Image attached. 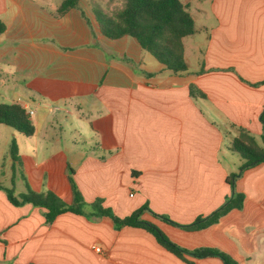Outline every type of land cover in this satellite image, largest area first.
<instances>
[{"label": "crops", "instance_id": "1", "mask_svg": "<svg viewBox=\"0 0 264 264\" xmlns=\"http://www.w3.org/2000/svg\"><path fill=\"white\" fill-rule=\"evenodd\" d=\"M181 1L189 9L191 0ZM60 3L0 0V104L33 112L36 128L28 137L0 124V182L72 203L71 169L87 202L101 198L119 217L148 204L181 225L221 207L232 194L227 177L243 163L230 150L233 138L244 129L264 147V0H211L215 23L200 27L207 43L199 67L187 37L188 71L180 74L135 38L104 36L86 0L61 17ZM191 84L205 97H192ZM60 111L72 112L69 134L54 115ZM236 190L245 195L243 208L201 230L148 211L142 218L184 249L217 248L239 264H264V163L246 170ZM187 259L145 229H117L109 217L65 213L47 225L41 208L13 206L0 191V264H223Z\"/></svg>", "mask_w": 264, "mask_h": 264}, {"label": "trees", "instance_id": "2", "mask_svg": "<svg viewBox=\"0 0 264 264\" xmlns=\"http://www.w3.org/2000/svg\"><path fill=\"white\" fill-rule=\"evenodd\" d=\"M79 3L80 0H62L56 11L57 16H64L71 9L78 8ZM83 16L90 24L89 18L85 14ZM95 19L101 33L107 38L117 40L124 36L133 37L144 50L152 54L168 70L175 74L188 71V64L184 57V39L193 36L196 31L194 18L188 6L181 0H125L124 7L112 15L95 10ZM5 29V24L0 21V34ZM189 89L192 97H205V94L194 84H191ZM261 122L264 127V110L261 114ZM0 124L9 126L28 137L36 132L35 125L25 108L15 103L0 104ZM229 147L243 160L239 172L227 177V182L232 188L231 196L213 213L200 216L188 225L178 224L167 216L154 213L148 204L128 216L119 217L111 208L104 206V200L101 198L87 202L73 179L74 172L71 169L72 203H67L53 191L37 192L28 188L26 192L17 193L14 188L6 187L1 182L0 191L6 194L13 206L20 207L29 204L41 208L47 225L53 224L60 215L65 213L82 215L90 219L109 217L117 229L125 226L145 229L156 238L162 247L186 262L191 263L187 259V256H191L194 258L215 257L223 264H239L230 254L217 248L184 249L169 239L156 224L142 218L144 212L148 211L171 225L196 231L218 223L223 216L234 209L241 210L244 206L245 195L236 190V181L246 170L264 163V147L260 146L255 138L244 129H241L239 135L233 138ZM11 157L16 171L21 161L16 142H13L11 146Z\"/></svg>", "mask_w": 264, "mask_h": 264}, {"label": "rangeland", "instance_id": "3", "mask_svg": "<svg viewBox=\"0 0 264 264\" xmlns=\"http://www.w3.org/2000/svg\"><path fill=\"white\" fill-rule=\"evenodd\" d=\"M55 1L57 3L61 2V0H55ZM86 2H88L90 5L95 7L96 11H100L107 15H112L116 12H119L124 7L125 0H86ZM191 2L192 3L189 6L188 10L196 22L195 31L197 32L193 36L187 38V45L193 50L192 52H190L191 63L193 64L194 67H199L198 61H200L202 57V53L204 52L205 49V45L207 43V32L205 30L200 31V27L202 25H206L207 27L214 25L215 17L210 12L211 0H201L200 3L201 5L199 7L197 6L195 7L196 0H191ZM11 90L13 91L14 89ZM71 113H72L71 111L70 113L60 111L59 113L55 112L54 114V115L56 114L60 115L58 121H60L63 125L64 128L62 132L63 134L70 133V125H67V121H69L67 116H71ZM56 128L57 130L60 129L57 126ZM81 129L84 130V128Z\"/></svg>", "mask_w": 264, "mask_h": 264}, {"label": "built area", "instance_id": "4", "mask_svg": "<svg viewBox=\"0 0 264 264\" xmlns=\"http://www.w3.org/2000/svg\"><path fill=\"white\" fill-rule=\"evenodd\" d=\"M31 114H33V112H29V113H28V115H31ZM93 249H94L96 252H101V251H102L101 248L98 247V246H93Z\"/></svg>", "mask_w": 264, "mask_h": 264}]
</instances>
